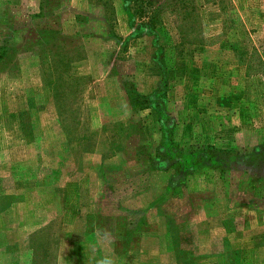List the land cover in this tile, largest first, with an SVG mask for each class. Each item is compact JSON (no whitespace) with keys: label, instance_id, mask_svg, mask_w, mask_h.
<instances>
[{"label":"rangeland","instance_id":"rangeland-1","mask_svg":"<svg viewBox=\"0 0 264 264\" xmlns=\"http://www.w3.org/2000/svg\"><path fill=\"white\" fill-rule=\"evenodd\" d=\"M10 204L0 264H264V0H0Z\"/></svg>","mask_w":264,"mask_h":264},{"label":"trees","instance_id":"trees-1","mask_svg":"<svg viewBox=\"0 0 264 264\" xmlns=\"http://www.w3.org/2000/svg\"><path fill=\"white\" fill-rule=\"evenodd\" d=\"M166 82H164L163 83V86L162 87H159L158 88V94H159V97H160V99H161V101H163V99H165V94H166V90H165V87H166ZM130 93V95H132V96H134V97H132V99H134L133 100V103H134V105H139V103H146V102H148V99H149V96H147V100H144V99H142V98H140L135 92H133V91H130L129 92ZM141 101V102H140ZM200 153V152H199ZM201 155H203V157H204V153L202 154V153H200Z\"/></svg>","mask_w":264,"mask_h":264},{"label":"crops","instance_id":"crops-1","mask_svg":"<svg viewBox=\"0 0 264 264\" xmlns=\"http://www.w3.org/2000/svg\"><path fill=\"white\" fill-rule=\"evenodd\" d=\"M4 193H5V194H4ZM4 193H3L2 195L16 196V194H17V193L8 194L7 192H4ZM18 202H20V200H19ZM18 202H17V203H18ZM11 210H14V206H13L12 204H10V205L7 206L6 208L2 209V210L0 211V215H6V214H8V213H11V212H10ZM12 215H13V213H12ZM68 237H71V236L69 235Z\"/></svg>","mask_w":264,"mask_h":264}]
</instances>
